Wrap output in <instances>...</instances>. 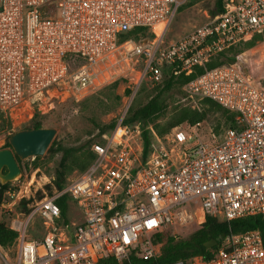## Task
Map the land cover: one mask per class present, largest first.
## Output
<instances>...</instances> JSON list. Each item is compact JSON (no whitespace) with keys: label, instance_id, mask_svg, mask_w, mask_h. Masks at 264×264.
Returning a JSON list of instances; mask_svg holds the SVG:
<instances>
[{"label":"built area","instance_id":"built-area-1","mask_svg":"<svg viewBox=\"0 0 264 264\" xmlns=\"http://www.w3.org/2000/svg\"><path fill=\"white\" fill-rule=\"evenodd\" d=\"M185 3L0 0V111L11 113L22 104L31 108L46 96L68 76L69 54L85 59L69 75L71 86L83 89L93 82L91 65L128 45L125 58L143 60L130 101L143 80L161 81L164 67L188 75L216 52L264 29V0H230L219 16L165 41L168 25ZM138 27L155 36L139 32L138 40L122 39ZM183 89L192 100L209 98L235 112L237 126L213 142L176 126L164 141L157 137L156 149L143 158L140 125L123 122L126 105L106 140L90 145L94 157L85 170L62 189L28 202L25 220L11 218L9 227L17 232L10 244L14 254L9 257L0 245V264H148L145 260L160 254L155 239L163 231L177 240L190 225L202 226L206 214L225 220L264 214V94L228 64L205 69ZM65 193L81 215L72 237L58 223L56 200ZM26 196V190L6 189L0 215ZM35 216L45 228L40 238L26 231ZM219 242L207 259L197 255L164 264H264L258 229L230 233Z\"/></svg>","mask_w":264,"mask_h":264},{"label":"rangeland","instance_id":"rangeland-1","mask_svg":"<svg viewBox=\"0 0 264 264\" xmlns=\"http://www.w3.org/2000/svg\"><path fill=\"white\" fill-rule=\"evenodd\" d=\"M194 1L186 0V4L178 9L163 35L165 41L176 40L188 34L196 27L204 25L211 19L209 7L212 5V0ZM156 33L157 36L161 35V30H156ZM154 36L153 34L147 37L152 38ZM125 46L129 47L128 45ZM125 46L118 47L115 51L108 53L97 63L91 65V71L95 75L90 86L83 89H74L71 86L69 75L77 69L76 63L73 62L70 64V71H68V76L65 80L51 88L46 96L42 97L38 102L33 103L31 108H27L25 104H22L11 113L6 114L2 112L3 117L10 122L11 128L9 131L0 130V149L10 148L5 144L6 137L11 132L23 129L35 110L43 114V127H55L57 129L55 135L58 140L63 145L72 147L92 139L94 134L99 133L98 125L102 126L111 121L116 122L126 105L130 108L133 105L137 106L145 102L148 97V91L153 86L148 80L141 82L135 95L129 101L131 93L128 94L126 90L130 89L132 91L134 89L142 71L143 60L141 58L138 60L126 59L124 53ZM246 53L250 58V63L253 65L251 80L254 81L255 86L264 94V42H258L256 46L246 50ZM113 81H117V85L110 87L109 84ZM116 95L120 96L119 100L115 98ZM178 105L201 107V100H192L175 94L168 98L167 108L163 113L159 114L154 123H158L161 126L166 125L174 112V107ZM38 107L39 109H37ZM211 121H213L212 114L195 124L183 122L175 125L163 134H159L152 123L149 125L152 130L150 151L152 152L156 149L158 144L157 137L164 141L166 135L176 126L185 133H195L201 140L207 142L218 141L224 131L220 135L214 134L211 129ZM190 141L188 140L187 142ZM59 158L60 153L50 156L45 151L43 155L38 156L36 159L35 157L23 159L27 168H23L20 175L8 182V188L26 190V195L30 199L29 202L42 198L45 195H51L55 189L52 180ZM80 172L77 168L73 169L67 175L66 183ZM46 185H51V189H47ZM39 192L40 195H38ZM16 204L11 209H4L3 214L6 218L9 217L10 220L12 217L25 220L26 214L20 212ZM67 217L73 232L75 224L81 221V215L79 209L70 200H68ZM200 227L195 223L190 225L181 232L183 237L178 239L188 237L192 231ZM26 231L30 237H40L44 234L45 228L41 224L40 218L35 216L28 224ZM168 233L170 235L169 230ZM5 250L8 251L9 257L13 256L14 248L12 245L8 249L5 247Z\"/></svg>","mask_w":264,"mask_h":264},{"label":"trees","instance_id":"trees-1","mask_svg":"<svg viewBox=\"0 0 264 264\" xmlns=\"http://www.w3.org/2000/svg\"><path fill=\"white\" fill-rule=\"evenodd\" d=\"M185 4L181 5V7ZM229 4L230 0H212V5L209 7L210 18L213 19L225 12L229 8ZM181 7H179V9ZM139 32H141L142 36L153 35V33L146 34V28L138 27L126 32L122 39L134 38L138 40L140 38ZM258 42H264V29L256 32L250 38L241 40L227 49L216 52L204 65L194 67V70L188 75H185L183 72L174 74L173 67H164L162 70L163 76L161 81L150 87L147 100L137 106L133 105L128 108L123 119L124 123L140 125L143 140L142 157L145 158L147 153L151 150L152 130L149 125L152 123L155 130L159 134H163L175 125L183 122L195 124L203 121L206 117H209L212 114L213 121H211L210 124L214 134L220 135L225 129L236 127V113L222 107L209 98L201 100V107L175 106L174 112L164 126L154 122L159 114L163 113L167 108L168 98L175 94L185 96V98L188 99L190 98L183 89L184 84L205 69L220 64H228L234 66L244 77L251 79L253 65L249 61L250 58L247 56L246 50L253 48ZM73 62H75L78 67L85 63V59L76 54L67 55L66 63L68 71H70V64ZM109 85L110 87H115L117 81H113ZM126 92L129 94L131 90L127 89ZM115 98L119 100L120 96L116 95ZM42 119L43 114L35 110L29 122L23 128L43 127ZM115 124V121H111L102 126L98 125L99 133L94 134L92 139L72 147L63 145L56 135L54 136L46 153L50 156L60 153V158L52 180L55 188L62 189L65 186L66 177L73 169L77 168L80 171H83L88 167L94 157L90 150V145L93 142H104ZM10 128V122L3 117L2 112L0 111V130L9 131ZM105 131L107 132L104 135ZM8 137L9 135L5 139V144L7 147L11 148ZM221 138L222 135L220 139ZM15 158L21 171L23 168H27L23 160L17 155H15ZM36 158H38V156H35V159ZM5 170L6 169H4V171ZM8 186V182L5 184L0 183V202ZM46 188L50 190L51 185H46ZM38 195H40V192ZM68 200H70V197L67 193L63 194L56 200L61 210V216L58 219V223L62 224L63 228L67 230L72 237V226L67 217ZM29 201L30 199L26 198L18 201L16 204L17 209L24 214H28L30 212V208L27 207ZM9 220V217L6 218L2 212L0 215V245L3 247L10 245L17 236V232L9 227ZM251 229H258L260 231L264 245V214H254L232 220H225L214 215L206 214L202 226L197 230L192 231L186 238L175 240L169 235L168 231H163L157 234L155 240L161 242L160 254L155 260H145V262L148 264L151 262L164 264L177 260L187 262L197 255H201L207 259L210 257L212 250L219 248L220 242L211 248H206L204 242L221 235L226 236L230 233H241Z\"/></svg>","mask_w":264,"mask_h":264},{"label":"water","instance_id":"water-1","mask_svg":"<svg viewBox=\"0 0 264 264\" xmlns=\"http://www.w3.org/2000/svg\"><path fill=\"white\" fill-rule=\"evenodd\" d=\"M55 127L23 128L11 132L8 141L11 148L0 149V183L5 184L20 175V167L15 158L21 160L27 157L41 156L45 153L56 134ZM4 169H6L4 171ZM224 237V235L211 238L204 242L206 248H211Z\"/></svg>","mask_w":264,"mask_h":264}]
</instances>
